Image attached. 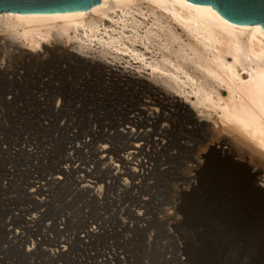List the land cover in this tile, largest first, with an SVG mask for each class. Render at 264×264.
I'll return each mask as SVG.
<instances>
[{"label":"rangeland","instance_id":"374dc122","mask_svg":"<svg viewBox=\"0 0 264 264\" xmlns=\"http://www.w3.org/2000/svg\"><path fill=\"white\" fill-rule=\"evenodd\" d=\"M4 49L0 64L8 69L0 70V96L15 93L17 106L0 101V264H238V244L259 238L264 255V218L253 216L250 203L237 206V196L223 201L214 215L218 223L206 221V129L180 115L143 124L139 129L148 132L133 160L142 174L123 177L124 186L106 172L97 147L106 144L114 161L124 153L127 141L105 132L125 118L119 102L131 109L136 99H126L110 80L105 93L96 73L71 52L23 59ZM51 100L59 107L47 105ZM244 210L250 211L245 221Z\"/></svg>","mask_w":264,"mask_h":264},{"label":"bare ground","instance_id":"6f19581e","mask_svg":"<svg viewBox=\"0 0 264 264\" xmlns=\"http://www.w3.org/2000/svg\"><path fill=\"white\" fill-rule=\"evenodd\" d=\"M4 48L23 59L71 52L78 63L96 73L105 93L112 87L106 82L110 80L126 99H136L131 109L126 100L119 102L125 118L105 132L108 138L119 136L127 141L124 153L114 161L106 144L97 147L106 172L124 186L129 181L123 177L142 174L133 160L148 130L139 128L180 115L194 127L206 129L201 187L208 224H217L214 215H220L223 201L231 203L236 196L237 206L250 203L255 208L253 216L264 218V189L257 184L260 181L264 186L263 24L239 25L213 6L189 0H101L83 11H2L0 55L6 52ZM3 69L8 67L2 61ZM15 97L8 92L0 101L13 108L17 106ZM52 101L47 105L58 108ZM168 126H158L159 132ZM225 138L230 141L223 147ZM54 180L60 182L61 176ZM82 187L98 195L91 183ZM242 212L245 221L250 211ZM34 219L32 216L30 221ZM97 228L92 225L90 232L96 233ZM10 233L13 238L19 236L15 229ZM261 240L238 244V264H264V255L258 251ZM52 249V254L58 253ZM64 249L60 246L61 252ZM26 251L30 253L32 248Z\"/></svg>","mask_w":264,"mask_h":264},{"label":"water","instance_id":"95a60500","mask_svg":"<svg viewBox=\"0 0 264 264\" xmlns=\"http://www.w3.org/2000/svg\"><path fill=\"white\" fill-rule=\"evenodd\" d=\"M101 0H0V13L54 14L88 10ZM208 7L213 6L233 23L249 26L264 25V0H189Z\"/></svg>","mask_w":264,"mask_h":264}]
</instances>
